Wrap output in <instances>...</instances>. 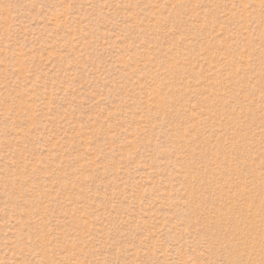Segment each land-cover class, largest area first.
<instances>
[{
    "label": "rangeland",
    "instance_id": "374dc122",
    "mask_svg": "<svg viewBox=\"0 0 264 264\" xmlns=\"http://www.w3.org/2000/svg\"><path fill=\"white\" fill-rule=\"evenodd\" d=\"M0 264H264V0H0Z\"/></svg>",
    "mask_w": 264,
    "mask_h": 264
}]
</instances>
